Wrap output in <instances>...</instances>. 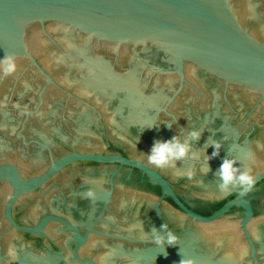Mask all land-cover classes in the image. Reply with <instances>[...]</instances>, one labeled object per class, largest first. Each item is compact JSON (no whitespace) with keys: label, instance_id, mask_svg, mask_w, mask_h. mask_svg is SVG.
I'll list each match as a JSON object with an SVG mask.
<instances>
[{"label":"water","instance_id":"95a60500","mask_svg":"<svg viewBox=\"0 0 264 264\" xmlns=\"http://www.w3.org/2000/svg\"><path fill=\"white\" fill-rule=\"evenodd\" d=\"M4 57L18 68L0 73V264H264V185L210 216L184 203L207 214L239 191L218 186L225 158L264 181V117L223 128L219 83L241 117L264 99V0H0ZM186 128L200 160L147 164ZM161 224L178 237L164 250Z\"/></svg>","mask_w":264,"mask_h":264},{"label":"clouds","instance_id":"9594fccd","mask_svg":"<svg viewBox=\"0 0 264 264\" xmlns=\"http://www.w3.org/2000/svg\"><path fill=\"white\" fill-rule=\"evenodd\" d=\"M18 68V60L12 57H4L0 60V73L4 77L13 75ZM151 129V128H150ZM203 132L196 129L186 128L179 136L173 135L168 140H155L150 148L149 153L146 154L147 164L154 166L158 169L175 168L176 162L185 160H200L197 151L194 150V142L199 143ZM214 148L211 155L204 153L203 166L200 171L202 174L207 175L210 171L209 161L220 155L222 144L219 141H210L206 145ZM235 159L225 158L220 164L216 172L219 180V188L221 191H227L231 188H239L243 192L251 191L254 187L255 177L249 171H242L237 166ZM187 177L192 179L195 175L194 170L187 172ZM91 195V193H88ZM151 233L154 242L163 248L165 244L175 246L178 237L170 230L166 224H161L157 229L155 226L151 228ZM164 255L167 256L166 251ZM180 264H192V261L182 259Z\"/></svg>","mask_w":264,"mask_h":264},{"label":"flooded vegetation","instance_id":"af4514ba","mask_svg":"<svg viewBox=\"0 0 264 264\" xmlns=\"http://www.w3.org/2000/svg\"><path fill=\"white\" fill-rule=\"evenodd\" d=\"M205 75V74H204ZM209 77V76H208ZM210 79H214V78H211V77H209ZM214 80H216V79H214ZM217 81V80H216ZM217 82H219V81H217ZM220 84H222V88H223V90H221V92L223 93V103H224V107L225 108H227V109H229L230 110V116H229V118L226 120V123H225V125H224V127L223 128H225V129H227V125H228V123H229V120H231V119H240V124L245 128V131L247 132L250 128H251V121H252V119H253V116L255 115V114H257L259 111V114H261L263 117H264V99H262V97L260 96V95H256V94H254V93H251V92H249V91H246V90H243V92L245 93V94H249V95H251V94H253V95H256L258 98H257V100L255 101V102H253L252 103V105H249L248 107H247V111H246V113H245V115H244V117H241V115H242V112L240 111V110H238L236 107H234L233 105H232V103L230 102V100H229V95H230V92L229 91H231V88L232 87H236V86H229V87H226L225 86V84L224 83H222V82H219ZM69 96H73L74 97V95L72 94V93H70V92H68V91H66V90H64ZM183 91V90H182ZM181 94V93H180ZM202 95H204V93L202 92ZM238 95H240V94H238ZM43 98V97H42ZM244 98H248L247 96H245ZM172 104V103H171ZM170 104V105H171ZM95 108V107H94ZM226 137H227V140H228V142H230V135H226ZM235 148H238V146L237 145H235L234 146ZM234 147H232L231 148V151H230V153H233V148ZM84 153H86V152H84ZM90 153H95V152H90ZM97 153H102V152H97ZM108 153H115V152H108ZM108 153H103V154H108ZM116 153H118V152H116ZM65 154V153H64ZM63 154V155H64ZM119 154H122V153H120L119 152ZM122 155H124V154H122ZM62 156V155H61ZM125 156V155H124ZM60 157V156H59ZM75 164H95V165H104V164H100V163H95V162H77V163H75ZM75 164H73V165H75ZM69 166H71V165H69ZM68 167V166H67ZM134 171H137V170H134ZM137 172H139V171H137ZM264 171H260V172H258V173H263ZM140 173V172H139ZM255 176V175H254ZM145 177V176H144ZM146 178V177H145ZM147 179V178H146ZM8 184V183H7ZM9 185V184H8ZM260 185H264V181H262L261 183H259L258 185H256L252 190H251V194L253 193V191L257 188V187H259ZM10 186V185H9ZM11 188V187H10ZM158 192L160 193V190H159V188H158ZM241 193V191L239 190L236 194H234V195H232L230 198H228V199H226V200H224V201H222L221 203H219L211 212H209V213H207V214H204L203 212L201 213L198 209H196V208H194V207H192V206H190L189 204H187L186 202H184L187 206H189L190 208H192L195 212H197V213H199V214H202V215H204V216H210V215H212L214 212H216L217 210H219L218 209V207L221 205V204H224L225 202H228L229 200H231V199H233V196H237L238 194H240ZM11 194H12V188H11ZM11 194H10V196H11ZM234 197V198H235ZM10 198V197H9ZM21 199V198H20ZM20 199H19V201H20ZM9 200V199H8ZM8 200H7V202H8ZM18 201V202H19ZM7 204V203H6ZM17 204L18 203H16V205H15V207H14V209H13V218H14V220L18 223V224H20V225H24V224H22V223H20L18 220H17V217L15 216V209H16V206H17ZM226 204V203H225ZM224 204V205H225ZM223 205V206H224ZM6 207V206H5ZM222 208V207H221ZM55 215V214H54ZM59 216V215H58ZM63 217V216H62ZM65 218V217H64ZM5 219H6V217H5ZM67 219V218H66ZM68 220V219H67ZM7 221V220H6ZM70 221V220H69ZM8 222V221H7ZM71 222V221H70ZM57 224V223H56ZM75 224V223H74ZM10 225V224H9ZM60 225V224H59ZM76 225V224H75ZM25 226V225H24ZM26 226H28V225H26ZM78 226V225H77ZM10 227H11V225H10ZM64 227V226H63ZM79 227V226H78ZM65 228V227H64ZM80 228V227H79ZM11 229H12V227H11ZM12 230H14V229H12ZM15 231V230H14ZM66 231H68V232H70V234H71V236H73V238H75V247H74V253H75V250H76V248H77V246H78V239H77V236H76V234H75V232H73V231H71V230H66ZM15 232H17V231H15ZM80 232H81V234H82V236L83 237H85L86 236V231L84 232V231H82L81 229H80ZM20 236H22L24 239H28L29 237H35V236H30V235H28V234H24V233H19V232H17ZM103 235H100V236H98V237H101V238H109V237H111V238H115V239H118V240H122L123 239V237L124 236H120V235H111V234H109V233H104V232H101ZM91 233L88 235V237H87V239H86V243L83 245V246H81V248H80V251H79V256H80V252H81V250H82V248L84 247V246H86V244L88 243V241H89V239L91 238ZM97 235V234H96ZM131 239V238H130ZM81 258V257H80ZM78 259V258H77ZM82 259V258H81ZM84 260H90V261H87V262H85V263H91V264H97L96 262H94L92 259H90V258H86V259H82V261H84ZM81 263H83V262H81Z\"/></svg>","mask_w":264,"mask_h":264},{"label":"trees","instance_id":"16d2710c","mask_svg":"<svg viewBox=\"0 0 264 264\" xmlns=\"http://www.w3.org/2000/svg\"><path fill=\"white\" fill-rule=\"evenodd\" d=\"M234 197H235V196H233V198H234ZM225 203H226V202H225ZM225 203H224V204H225ZM224 204H221V205L218 207V209H220L221 207H223Z\"/></svg>","mask_w":264,"mask_h":264}]
</instances>
